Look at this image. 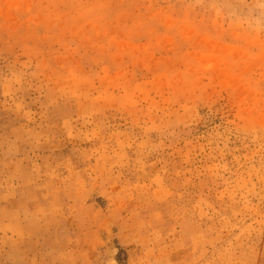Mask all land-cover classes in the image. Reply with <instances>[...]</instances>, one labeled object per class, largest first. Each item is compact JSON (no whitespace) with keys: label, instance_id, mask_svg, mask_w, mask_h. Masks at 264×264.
Returning <instances> with one entry per match:
<instances>
[{"label":"rangeland","instance_id":"1","mask_svg":"<svg viewBox=\"0 0 264 264\" xmlns=\"http://www.w3.org/2000/svg\"><path fill=\"white\" fill-rule=\"evenodd\" d=\"M0 264H264V0H0Z\"/></svg>","mask_w":264,"mask_h":264}]
</instances>
